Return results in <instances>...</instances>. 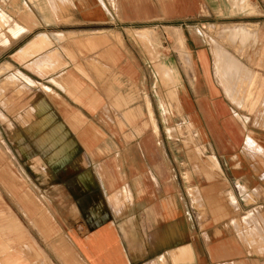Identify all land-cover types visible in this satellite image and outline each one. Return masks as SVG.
Wrapping results in <instances>:
<instances>
[{
  "label": "crops",
  "instance_id": "crops-1",
  "mask_svg": "<svg viewBox=\"0 0 264 264\" xmlns=\"http://www.w3.org/2000/svg\"><path fill=\"white\" fill-rule=\"evenodd\" d=\"M197 9L0 0V264H264V131L184 40L195 88L160 94L161 27Z\"/></svg>",
  "mask_w": 264,
  "mask_h": 264
},
{
  "label": "rangeland",
  "instance_id": "rangeland-1",
  "mask_svg": "<svg viewBox=\"0 0 264 264\" xmlns=\"http://www.w3.org/2000/svg\"><path fill=\"white\" fill-rule=\"evenodd\" d=\"M237 26L240 30L238 34V30L234 31ZM240 26L254 28V34L247 35L246 27L243 31ZM161 29L164 34L160 31V62L163 56H170L166 60L171 61L172 56L180 55L176 33H179L181 41L184 40L191 51L197 74L203 73L198 53L205 49L209 56L211 77L220 94L224 95V99L246 126L264 131V0H198L197 13L186 24ZM235 34L245 35L247 39L244 38L243 41L237 36L236 38ZM214 48L215 52L221 49L223 57L227 59L217 58L216 63ZM200 57L203 60V51L200 52ZM228 57L236 60L239 71L229 69ZM221 63L225 66L222 71H218L216 67ZM166 66L174 67L177 73H181L176 82L162 80L163 76L160 74V94L167 96L163 98L165 105H172L175 98L170 93L173 88L185 85L195 88L194 71L186 63ZM169 91L171 92L168 93ZM170 132L173 133L174 130L171 129ZM2 151L13 155L11 145L0 144V152Z\"/></svg>",
  "mask_w": 264,
  "mask_h": 264
},
{
  "label": "bare ground",
  "instance_id": "bare-ground-1",
  "mask_svg": "<svg viewBox=\"0 0 264 264\" xmlns=\"http://www.w3.org/2000/svg\"><path fill=\"white\" fill-rule=\"evenodd\" d=\"M242 1V0H241ZM247 5V4H246ZM244 26V25H243ZM239 26H237V28H238ZM241 27V26H240ZM246 27V26H245ZM245 27H243V28H245ZM250 27V26H249ZM242 28V27H241ZM243 28H242V30H243ZM231 29V28H230ZM176 30V29H175ZM235 30H237V29H234V31ZM241 30V31H242ZM134 31V30H133ZM225 31V30H224ZM240 30H238L237 31V34H238V32H239ZM244 31V30H243ZM137 32H139V31H137ZM153 32V31H152ZM152 32L151 31H148L147 29H145L144 31H140L139 33L141 34V37H143V40L145 41V40H147V39H145V38H149L150 36H151V34H152ZM223 32V31H222ZM227 32V31H226ZM134 33H136V32H134ZM241 33V32H240ZM245 33H247V35H249V36H252L253 34H254V29L253 28H247L246 27V29H245ZM139 34V35H140ZM233 35H234V33H232ZM237 34H235V37L237 36ZM136 35H138V34H136ZM138 35V36H139ZM153 35H154V33H153ZM155 36V35H154ZM154 36H152V38L154 37ZM175 36H177V41L179 42V44H180V46H181V54L183 55V60H184V62L186 63V64H188V65H192V60H191V56H190V53H188L187 51H185V49H183V41H181V38H180V35H179V33H176V35ZM225 36V35H224ZM229 36H230V34H229ZM243 36H245V35H243ZM137 37V36H136ZM233 37V36H232ZM155 38V37H154ZM240 38H241V36H240ZM142 39V38H141ZM136 40V39H135ZM143 40H141L142 42H143ZM148 40H153V39H148ZM218 44V43H217ZM218 48H220V47H218ZM230 53V52H229ZM216 56H217V58H223V55H222V52H221V49H218V52H216ZM225 56V55H224ZM227 56V55H226ZM187 59V60H186ZM216 59V58H215ZM228 64L230 63V65H231V68H235V67H238L237 66V64H236V60L234 61L233 59L234 58H232V59H230L229 57H228ZM239 61V60H238ZM222 64V63H221ZM221 64H219L216 68H217V70L219 71V69H218V67L221 65ZM223 66H225V64H223ZM222 66V67H223ZM192 67V66H191ZM226 68V67H225ZM158 69V68H157ZM239 70V69H238ZM160 74L163 76V78H162V80H168V81H172V82H176V78L174 77V75H173V72H172V69L170 68V67H168V66H164V65H162V64H160ZM245 77V76H244ZM166 82V81H165ZM179 84V83H178ZM243 87V86H242ZM175 88H173L172 89V93H170L171 91H169L168 93H170V94H175ZM178 90V89H177ZM179 92V91H178ZM182 94V93H181ZM241 94V93H240ZM164 96V95H163ZM169 96V95H168ZM178 96V95H177ZM167 97V96H166ZM171 97V96H170ZM168 100V99H167ZM163 101V100H162ZM240 102H241V100H240ZM184 103V102H183ZM170 104V103H169ZM185 109V108H184ZM164 110V109H163ZM181 111H182V109H181ZM183 113V112H182ZM180 114V113H179ZM181 116H184V115H181ZM184 119V118H183ZM185 120V119H184ZM186 126V125H185ZM190 129V128H189ZM181 131V134L183 133V131H182V128L180 129ZM176 132V131H175ZM177 135V134H176ZM186 137V136H185ZM194 137H195V135H194ZM189 142V141H188ZM198 145V144H197ZM198 147V146H197ZM202 147V146H201ZM204 153V152H203ZM212 159V158H211ZM216 162V161H215ZM217 163V162H216ZM216 166V165H215ZM211 167V166H210ZM217 169V168H216ZM191 175V174H190ZM190 181V180H189ZM193 192V191H192ZM194 195V194H193Z\"/></svg>",
  "mask_w": 264,
  "mask_h": 264
}]
</instances>
